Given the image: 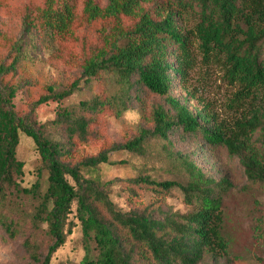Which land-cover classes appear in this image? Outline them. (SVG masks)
Instances as JSON below:
<instances>
[{"label":"trees","instance_id":"obj_1","mask_svg":"<svg viewBox=\"0 0 264 264\" xmlns=\"http://www.w3.org/2000/svg\"><path fill=\"white\" fill-rule=\"evenodd\" d=\"M9 1L0 0V13ZM21 19L17 36L0 29V47L7 51L0 62V229L15 238L17 229L30 223L25 246L38 264H64L56 263L55 255L77 226L82 255L68 264H200L206 257L247 264L231 252L225 229L224 196L235 187L228 176L215 180L174 153L169 158L179 160L180 168L172 178L140 172L134 178L104 180L100 170L117 163L111 160L113 152L144 157L151 142L171 144V134L180 132L200 136L208 148L224 153L229 175H236L238 164L247 180L244 187L264 192V0H107L104 5L41 0L26 7ZM91 25L101 30L102 41L84 49L77 61L68 46L80 41L79 28ZM37 36L44 46L57 44L51 57L78 66L81 74L64 87L44 85L18 110V92L38 85L30 49ZM194 46L203 61L221 67L223 80L234 88L227 104L237 115L232 122L220 121L214 113L195 114L173 96L176 76L190 92L184 83L196 60ZM97 79L108 85L105 94L59 108L43 123L37 120L40 106L60 103ZM145 94L163 98L171 110L155 104L147 111ZM133 99L140 104L137 133L86 153L106 111L121 116ZM21 133L33 140L39 154L30 187L17 182L24 173L17 158ZM115 188L128 195L129 207L112 199ZM174 191L188 211L162 208ZM10 192L33 202L23 222L14 218L18 207ZM147 192L152 197L144 203ZM41 231L50 241L44 256L39 253ZM253 232L264 245V216L257 218Z\"/></svg>","mask_w":264,"mask_h":264},{"label":"rangeland","instance_id":"obj_2","mask_svg":"<svg viewBox=\"0 0 264 264\" xmlns=\"http://www.w3.org/2000/svg\"><path fill=\"white\" fill-rule=\"evenodd\" d=\"M97 1L102 5L107 2V0ZM40 2L41 0H10L4 14L0 13V29H5L14 36L20 34L21 12L26 7ZM112 25V21L106 23L105 30L107 31L108 27ZM78 35L80 41L68 46L74 51L77 61L81 59L84 49L87 51V49L94 48L102 41L101 30L93 25L79 28ZM40 41L38 36L35 37L33 39L35 45L30 48L34 60L32 64L33 76L38 80V85L26 87L18 92L15 98V106L18 110H24L28 101L40 95L45 89L44 85L54 84L57 87H64L73 77L81 74L78 66L71 67L62 60L51 57L57 44L44 46ZM194 50L196 60L184 83L190 92L183 88L179 76H176L173 96L195 114L198 112L214 113L220 121L232 122L237 115L228 109L227 104L233 95L234 88L223 80V71L220 66L203 61L199 49L194 46ZM6 53V49L0 47V62L5 58ZM262 54L264 56V44L262 45ZM107 89L108 85L103 79L94 80L89 87H83L82 90L60 103L51 102L40 106L36 111V118L41 123L53 119L59 108L76 105L94 94H105ZM134 95V91H132V96L134 97ZM144 101L147 111L152 109L155 104L163 105L166 110H171L164 99L158 96L145 94ZM139 106L140 104L133 99L129 110L121 116L117 117L112 112L106 111L96 125V129L99 131L98 136L90 140L84 151L89 154L95 153L108 143L124 142L135 135L138 125L141 123ZM170 139L171 144L161 141L151 142L144 157L127 152H113L111 160L117 163L103 165L100 170L102 178L104 180L129 179L136 177L140 172L158 179L172 178L177 174L176 169L180 168L179 160L183 159L193 161L215 180L228 176L235 184L234 189L224 196L223 207L225 229L230 237L231 252L244 258L247 264H264V245L257 240L253 232L257 218L264 216V192L259 189L249 191L244 187L247 180L238 164L236 175H229L223 163L224 153L208 148L200 136L175 132L171 134ZM173 153L179 156V160L174 161L169 158V154ZM17 158L24 163V173L17 179V182L22 187H30L36 178L39 154L33 140L24 133L19 136ZM118 161H125V163L120 164ZM175 163L176 168L174 167ZM118 191L119 188L114 189L112 199L122 208L129 207L128 195L126 193L117 194ZM150 194V192L144 194V198H142L144 203L151 200ZM9 196L18 207V211L13 214L14 218L20 217L22 222L25 221V216L33 207L32 200L28 196L12 192ZM162 208L181 212L189 210V206L176 191L167 196ZM17 231L18 235L11 238L3 229H0V264H38L30 260L25 246L26 239L31 234V224L27 223ZM80 235V228L74 227L67 244L55 255L56 263L68 264L81 257ZM39 245V253L44 256L50 241L42 231L39 234ZM200 264H227V260L226 258L214 260L211 257H206Z\"/></svg>","mask_w":264,"mask_h":264}]
</instances>
